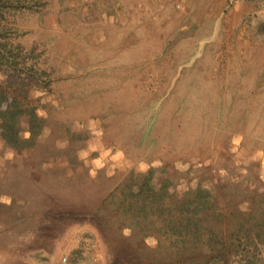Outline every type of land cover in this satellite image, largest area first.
Segmentation results:
<instances>
[{
    "label": "rangeland",
    "instance_id": "374dc122",
    "mask_svg": "<svg viewBox=\"0 0 264 264\" xmlns=\"http://www.w3.org/2000/svg\"><path fill=\"white\" fill-rule=\"evenodd\" d=\"M24 2L0 19L1 30L13 31L9 44L23 45L26 56L18 66L0 62V88L27 92L40 106L48 118L43 140L66 145L68 127L90 133L83 151L99 152L96 167L111 150L116 159L121 145L139 142V157L119 163L127 170L162 162L182 170L186 156L192 162L213 152L231 133L264 148V0ZM85 142L78 137L76 145ZM34 152L13 158L12 190L49 194L44 217L33 242L17 237L0 244V264L204 262L196 255L179 258L180 242L171 229H150L145 242L133 241L137 234L128 229H109L116 250L110 261L96 219L85 216L88 207L61 185L65 172L35 165ZM203 165L209 182V164ZM258 170L256 165L254 174ZM215 181L225 184L222 176ZM98 183L95 188L102 189ZM100 196L91 194L90 201ZM231 243L208 256L207 264H264V234L254 230Z\"/></svg>",
    "mask_w": 264,
    "mask_h": 264
},
{
    "label": "trees",
    "instance_id": "16d2710c",
    "mask_svg": "<svg viewBox=\"0 0 264 264\" xmlns=\"http://www.w3.org/2000/svg\"><path fill=\"white\" fill-rule=\"evenodd\" d=\"M24 5V0H0V19L11 8ZM12 32V29H0V62L18 66L26 56L22 53L23 45L9 44L7 39ZM33 51L34 48L27 54ZM39 109L27 92L0 88V244L3 246L17 237L33 242L44 217V202L49 194L38 190L34 195L26 188L19 192L12 190L13 179L17 178L10 173L14 170L13 158H23L27 150H35L32 155L35 165L55 172L61 167L65 172L61 185L78 195L77 204L88 207L85 216L96 219L110 261L115 259L116 250L107 238L109 229H128L131 234H137L133 237L135 242H145L147 236H152L150 229L162 233L171 229L180 242L177 256L196 255L202 257V264H207L208 256L222 250L226 242L233 244L241 235L248 238L254 230L259 236L264 234V148L259 149L251 139L228 134L213 152H204L192 162L186 156L190 154L187 151L184 156L188 163L182 170L165 162L149 164L146 169H122L120 162L139 157V142L121 145L116 159L111 154L114 149L111 150L109 156L106 154V158L99 160L102 165L96 167L94 159L99 152L83 151L90 143V133L71 131L68 127L67 135L63 136L66 145L53 141L50 144L42 139L48 118ZM56 124L61 128L66 126L62 121ZM78 137L85 138L83 147L76 145ZM112 143L116 145L115 139ZM7 152L12 158L6 156ZM204 162L210 167L209 182ZM256 165L259 170L254 174ZM80 174L79 179L76 176ZM221 176L225 179L223 186L215 181ZM97 180L102 189L95 188L99 185ZM91 194L104 196L92 203ZM139 250L142 256L148 253V249Z\"/></svg>",
    "mask_w": 264,
    "mask_h": 264
},
{
    "label": "built area",
    "instance_id": "2783aa9c",
    "mask_svg": "<svg viewBox=\"0 0 264 264\" xmlns=\"http://www.w3.org/2000/svg\"><path fill=\"white\" fill-rule=\"evenodd\" d=\"M89 247H91V250L93 251V260L96 261L98 259V255H97V250H96V243L95 242H91ZM68 258L67 256H63L62 257V262L65 263L67 262Z\"/></svg>",
    "mask_w": 264,
    "mask_h": 264
}]
</instances>
